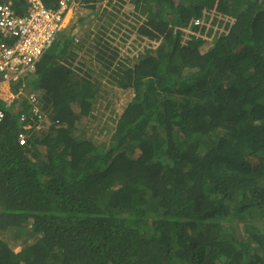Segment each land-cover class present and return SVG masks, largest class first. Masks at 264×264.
<instances>
[{"label": "trees", "instance_id": "obj_1", "mask_svg": "<svg viewBox=\"0 0 264 264\" xmlns=\"http://www.w3.org/2000/svg\"><path fill=\"white\" fill-rule=\"evenodd\" d=\"M116 1L155 48L70 23L0 90V264H264V0Z\"/></svg>", "mask_w": 264, "mask_h": 264}, {"label": "built area", "instance_id": "obj_2", "mask_svg": "<svg viewBox=\"0 0 264 264\" xmlns=\"http://www.w3.org/2000/svg\"><path fill=\"white\" fill-rule=\"evenodd\" d=\"M82 0H57L54 8L44 0H23L24 12L14 2H0V77L16 81L40 62L65 28L69 13ZM2 83V82H1ZM4 114L0 112V120ZM28 133L20 136L25 145Z\"/></svg>", "mask_w": 264, "mask_h": 264}, {"label": "rangeland", "instance_id": "obj_3", "mask_svg": "<svg viewBox=\"0 0 264 264\" xmlns=\"http://www.w3.org/2000/svg\"><path fill=\"white\" fill-rule=\"evenodd\" d=\"M118 1L111 3L110 5L107 2H103L99 5H97V8H95V11L98 14L97 21L94 22L95 25H93V21L95 20V17H91L86 23H89L88 28L93 30V36L101 32L102 29L106 33L105 40L109 42V45L111 46L112 50L118 49L120 51L119 57L123 56L124 54H136L139 51H143L145 49H153L155 48L159 42L152 40L149 37H145L142 34L138 32L140 27L143 25V21H137L135 18V13L139 15V13L136 11L134 4H131V1L129 3L121 5L117 4ZM211 4V2H208L206 5ZM210 8V6L208 5ZM106 8V10H103ZM210 8L209 10L205 11V18L201 22V25H206L208 28H214L215 30H220L222 26H220L221 21H225L221 19L222 14L217 12L216 9ZM73 14V17H76L78 14H85V15H92L93 10H87L84 9V7L79 6L75 11L70 13ZM70 14L67 16V18L70 16ZM114 14V16L118 17V19L115 20H109L110 15ZM130 17L134 22L128 21V18ZM70 19V18H69ZM71 23L73 26H76L77 21L72 20ZM125 25H122V24ZM200 25V26H201ZM218 28V29H217ZM99 31V32H98ZM107 31V32H106ZM192 35H195L193 32L190 31ZM199 38V36H198ZM205 40V39H204ZM209 40V39H208ZM212 42L213 40L210 39ZM84 53H81L79 55V58L77 62L83 64L85 56ZM93 58H95L93 56ZM78 63V64H79ZM96 63V62H95ZM253 64V61L247 62V67L251 66ZM95 65V64H93ZM93 68V67H92ZM98 76V75H97ZM19 79V78H18ZM107 80V77L104 78V81ZM15 81V80H14ZM13 81V82H14ZM133 96L131 91L123 92L122 90L119 91V94L116 95V99H114V104L111 107L110 111H115L116 113H121L127 102L129 101V98ZM42 114V110H41ZM42 118L44 116L42 115ZM97 134V138L100 140L106 139L108 132L107 131H93ZM104 142V141H103ZM11 234H5L0 233V240H10ZM33 239H30V242H32ZM13 250L16 252H19L21 250V247H12Z\"/></svg>", "mask_w": 264, "mask_h": 264}, {"label": "crops", "instance_id": "obj_4", "mask_svg": "<svg viewBox=\"0 0 264 264\" xmlns=\"http://www.w3.org/2000/svg\"><path fill=\"white\" fill-rule=\"evenodd\" d=\"M13 1L16 4V6L19 7V8H21L23 6L22 0H17V1L13 0ZM75 10H72L71 12H73ZM72 18H73V16L71 14H70V16L68 18H66V20H65V25L66 26L71 23ZM88 26H89V23H83V24H80V25H78V23H77L76 26H75V29H74V31H75L74 33H75L76 37L80 36L83 33H88V31L93 33V30L88 28ZM12 83H13V81H11V82H3V83L0 84V90L3 93L8 94V96L10 98H13V94L11 92Z\"/></svg>", "mask_w": 264, "mask_h": 264}, {"label": "clouds", "instance_id": "obj_5", "mask_svg": "<svg viewBox=\"0 0 264 264\" xmlns=\"http://www.w3.org/2000/svg\"><path fill=\"white\" fill-rule=\"evenodd\" d=\"M1 1H4V0H1ZM1 1H0V2H1ZM8 1H9V0H8ZM10 1L14 2L13 0H10ZM81 2H82V1H81ZM22 3H23V0H22ZM15 5H16V4H15ZM80 6L82 7V3L80 4ZM77 8H78V7H77ZM77 8H75V9H77ZM75 9H74V10H75ZM70 13H71V12H70ZM70 13H69V14H70ZM94 14L96 15L97 12L94 11V13L91 15V17L94 18V17H95ZM72 16H73V14H72ZM97 17H98V14H97ZM66 18H67V17H66ZM196 24H197V23H196ZM65 26H66V25H65ZM14 82H15V81H14ZM2 83H3V82H2ZM38 112H39V115L42 117V114H41V110H40V108H38ZM42 119H43V118H42ZM28 138H29V136H27V140H28ZM26 142H27V141H26ZM25 145H26V144H25Z\"/></svg>", "mask_w": 264, "mask_h": 264}, {"label": "water", "instance_id": "obj_6", "mask_svg": "<svg viewBox=\"0 0 264 264\" xmlns=\"http://www.w3.org/2000/svg\"><path fill=\"white\" fill-rule=\"evenodd\" d=\"M1 1V0H0Z\"/></svg>", "mask_w": 264, "mask_h": 264}]
</instances>
